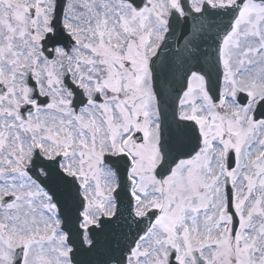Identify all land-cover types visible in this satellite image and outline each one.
Listing matches in <instances>:
<instances>
[{
	"label": "snow or ice",
	"instance_id": "1",
	"mask_svg": "<svg viewBox=\"0 0 264 264\" xmlns=\"http://www.w3.org/2000/svg\"><path fill=\"white\" fill-rule=\"evenodd\" d=\"M0 264H264V0H0Z\"/></svg>",
	"mask_w": 264,
	"mask_h": 264
},
{
	"label": "water",
	"instance_id": "2",
	"mask_svg": "<svg viewBox=\"0 0 264 264\" xmlns=\"http://www.w3.org/2000/svg\"><path fill=\"white\" fill-rule=\"evenodd\" d=\"M211 47H212V41L211 40H208L206 44H201L203 56H208L210 54ZM203 56L201 57L202 63H203ZM77 258L80 259L82 262L91 259V257H88L87 255H84V254L78 256Z\"/></svg>",
	"mask_w": 264,
	"mask_h": 264
}]
</instances>
